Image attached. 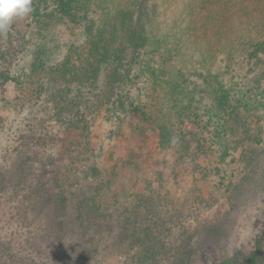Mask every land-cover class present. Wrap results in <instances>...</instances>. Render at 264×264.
I'll return each mask as SVG.
<instances>
[{
  "label": "rangeland",
  "instance_id": "rangeland-1",
  "mask_svg": "<svg viewBox=\"0 0 264 264\" xmlns=\"http://www.w3.org/2000/svg\"><path fill=\"white\" fill-rule=\"evenodd\" d=\"M89 3L90 12L79 25L58 19L37 23L33 13L17 19L7 34H0V55H5L0 71L7 67L19 73L38 51L45 64L55 66L71 43L86 54L90 44L102 55L98 83L83 94L88 100L104 86L111 64H134L142 71L140 80L158 62L181 72L175 78L166 73L163 79L171 85L184 77L182 89L165 86L157 93L161 122L172 117L173 123L166 124L172 138L161 130L149 131L143 149L126 152L133 143L109 135L105 111L93 128L101 162H117L124 175L140 178L144 194L155 195L152 215L158 224L148 227L143 219V231L148 227L153 232L143 242H129L123 234L107 243L95 238L73 244L70 233L45 241L44 221L17 220L0 192V264H224L237 252L250 254L264 221V0ZM105 47L113 53L104 59ZM18 56L21 61L15 64ZM7 80L0 75V115L11 123L14 113L1 100L4 92L13 99L19 88ZM49 81L51 89L64 83L54 73ZM69 88L71 96L74 89ZM50 122V139L41 134L20 140L17 132L9 137L15 155L35 157L32 175L40 176L41 186L49 190L52 171L66 160L60 140L66 125ZM180 128L189 131L188 149L179 140ZM5 139L0 137V143ZM7 153L1 152L0 159ZM138 160L142 163L136 166ZM128 202V196L119 198L117 205Z\"/></svg>",
  "mask_w": 264,
  "mask_h": 264
},
{
  "label": "trees",
  "instance_id": "trees-1",
  "mask_svg": "<svg viewBox=\"0 0 264 264\" xmlns=\"http://www.w3.org/2000/svg\"><path fill=\"white\" fill-rule=\"evenodd\" d=\"M89 4V0H32L31 13L36 15L34 22L37 23L42 19H58L79 25L90 12L87 10ZM87 49L86 54L71 43L67 55L55 66L45 64L40 56L42 53L38 51L33 60L21 64L19 73L7 67L0 71L1 76L19 88L13 99L5 97L7 94L4 92L1 100L2 106L10 107L14 116L11 123H7L6 117L0 115V137H6L4 144L0 143V153L10 152L0 159V192L17 220L44 221L42 236L45 241L49 238L52 242L70 233L73 244H82L90 239L95 241V238L107 243L122 238L123 234L129 242L136 238L143 242L147 236L153 237L148 227L158 224L152 215V206L156 205L157 199L152 192L144 194L145 186H138L140 178L124 175L117 162L113 161L110 166L101 162L103 155L98 150L99 146H93V128L97 117L102 116H99L100 111H105L109 135L123 138L128 144L133 143L126 152L143 149L149 139V131L161 130L172 138L166 124H172L173 120L168 115L169 119L161 122L164 115L157 93L165 90V86H173L172 91L182 89V83L186 82L183 77L171 85L166 83L163 79L166 73H171L174 78L177 77L175 75H183L168 63L158 62L146 68L145 80H140L142 71L136 70L134 64L127 67L111 64L106 79L101 80L104 86L97 90L92 100L85 99L84 92L91 91L98 83L102 55L99 48L94 52L90 44ZM104 49L107 51L103 56L105 59L113 49ZM4 58L5 55L1 54L0 59ZM16 59L15 64L21 61L19 56ZM53 73L63 78L62 88L51 89L48 86ZM66 83L74 89L71 96L67 93L70 88ZM182 107L189 111L188 105L183 104ZM52 120L66 125L60 136L66 160L52 171L50 183L53 187L49 190V187L41 186L43 180L40 176L38 179L32 175L35 157L28 160L24 153L15 155L13 148L9 149V137L17 132L20 140H27L32 135L38 138L44 135L50 139L53 136L50 129ZM90 120L92 122L87 124ZM6 126L10 129V136L6 134ZM178 134L183 148L188 149L189 131L180 128ZM88 155L94 158L89 161ZM141 163L138 160L136 166ZM78 164L83 166L79 168ZM77 173L80 176L77 177ZM83 180L88 181L89 186H85ZM127 196L129 202L118 206L119 198ZM143 219L148 222L144 231ZM130 227L133 232L129 233Z\"/></svg>",
  "mask_w": 264,
  "mask_h": 264
},
{
  "label": "clouds",
  "instance_id": "clouds-1",
  "mask_svg": "<svg viewBox=\"0 0 264 264\" xmlns=\"http://www.w3.org/2000/svg\"><path fill=\"white\" fill-rule=\"evenodd\" d=\"M32 0H0V34H7L17 19L32 12Z\"/></svg>",
  "mask_w": 264,
  "mask_h": 264
},
{
  "label": "flooded vegetation",
  "instance_id": "flooded-vegetation-1",
  "mask_svg": "<svg viewBox=\"0 0 264 264\" xmlns=\"http://www.w3.org/2000/svg\"><path fill=\"white\" fill-rule=\"evenodd\" d=\"M264 251V221L261 230L253 242V250L250 254H241L237 252L224 264H264V259L260 257Z\"/></svg>",
  "mask_w": 264,
  "mask_h": 264
}]
</instances>
